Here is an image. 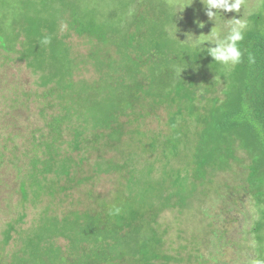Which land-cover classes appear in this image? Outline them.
Masks as SVG:
<instances>
[{
    "label": "trees",
    "instance_id": "1",
    "mask_svg": "<svg viewBox=\"0 0 264 264\" xmlns=\"http://www.w3.org/2000/svg\"><path fill=\"white\" fill-rule=\"evenodd\" d=\"M95 7L92 17L91 11L89 16L81 13L78 0H0V67L26 71L36 85L27 90L14 80L0 88V125L2 134L8 133L0 154L15 158L24 201L45 196L52 200L68 190L67 181L83 183L112 170L124 172L130 188L129 199L123 198L125 186L117 192L123 196L115 206L105 197L102 211L108 216L78 210L39 216L20 236L24 248L12 256V264H178V257L163 254L159 247L164 237L159 204L185 205L197 185L193 177L206 187L203 180L212 185L211 175L242 166L257 206L264 205V0L239 13H217L215 20L207 10L201 20L195 10L192 20L182 9L173 15L175 10L161 0H124L107 11L108 19L94 17L103 14ZM224 14L226 21L240 16L248 21L238 45L242 62L235 66L214 61L206 41L201 52L189 46L190 41L206 39L207 25L221 37L226 35L219 27ZM46 36L51 43L45 45ZM33 97L43 104L38 113L43 124L27 128L22 136L16 127L23 100ZM144 101L150 107L146 114L137 110ZM161 106L170 108V118L149 129L143 154L156 157L158 151L175 161L182 155L188 161L185 175L174 166L170 170L146 163L142 179L132 165L126 169L95 163L86 153L88 148L98 154L108 146L122 147L136 122L161 118ZM162 137L166 140L160 143ZM206 221L200 222L209 234L194 235L196 243L215 231ZM263 228L264 218L256 220L255 233ZM15 230L10 224L4 244L10 243ZM59 237L67 245H58Z\"/></svg>",
    "mask_w": 264,
    "mask_h": 264
},
{
    "label": "rangeland",
    "instance_id": "2",
    "mask_svg": "<svg viewBox=\"0 0 264 264\" xmlns=\"http://www.w3.org/2000/svg\"><path fill=\"white\" fill-rule=\"evenodd\" d=\"M123 1L78 0L81 7L80 11L83 15L89 16V11H91L93 17L92 8L95 6L100 8L103 14L99 15L98 13L94 16L97 19H108L109 12L107 11L110 10L112 12ZM161 1L166 3L168 9L179 10L178 12L182 9L184 14L187 15V20H192L190 16L194 14V10L197 19L201 20V14L207 10L202 0ZM260 3L261 0H247L245 9L256 8ZM221 19L225 22L220 23V30L227 32L226 27L232 22L226 21L228 16L225 14L221 15ZM114 20H117V18L115 17ZM195 22L196 25H201L199 21L195 20ZM204 30H207L205 32L206 38L210 31L213 33L217 32L216 28L211 29L208 25ZM79 42L81 49L86 50L82 42L80 40ZM208 44L209 46L214 45L211 42H208ZM4 66L6 68L0 67V88L4 86L5 81L12 82L14 80H19L21 85H24L27 90L36 87L34 76L26 71L25 73L15 70L11 71L8 69L10 66ZM91 75L86 74V76ZM79 77L78 75L77 78ZM1 96L0 94V99ZM23 102H25L24 110L16 127V130L22 136L25 135L27 128L38 127V125L43 124L42 118L38 116L40 107H43V104L35 102L34 97L29 100L24 99ZM0 108L2 112V103H0ZM149 109V101H144L137 110L142 112V114H146ZM157 111L161 117L159 120L149 119L145 123L139 124L142 121L140 120L136 122L137 125H132L133 133L124 138L125 142L122 143V147L116 144L113 150L111 148L108 149L109 146L105 149L101 148L102 151L98 154L88 148L85 149L86 153H90L95 163H111L115 166H125L126 169H130L132 165L133 168L136 167L137 169V177H142V179L146 175L144 172L141 173V168L146 163H154L155 167L161 169L166 167L170 170L174 166V169H181L185 175L188 161L182 155L175 161V157L159 156L160 153L158 151L154 152V154L157 153L158 157H150L148 156L150 153L147 152L143 154V144L147 143L151 138V135L147 133L149 129L157 128L163 124L161 121H166L170 118L169 107L161 106ZM7 136L8 133L5 131L2 134V126L0 125V143H3V139ZM64 136L67 137L66 133ZM18 140L20 141L21 139ZM158 140L163 143L166 138L162 137ZM65 147L68 150H72L68 144H65ZM14 162L16 161L13 156L9 154L2 156L0 154V164L2 165H0V178L4 180V183L0 184V264H12V256L20 253L24 248L20 236L23 231L30 229L35 219H38L39 216L46 214L65 216L67 212L75 210L80 211V213L98 211L104 216H108L109 214L102 211L103 200L106 196H109L111 204L115 206L117 197L123 196L122 193L118 194L117 192L123 186H128L125 183L124 172L112 170L100 174L102 181H100L101 178L85 180L83 183H77L79 180L76 178V180L67 181L68 190L59 193L52 200L49 196H45L41 201L37 202L24 201L21 188L22 177L17 174ZM23 167L27 168L28 166ZM244 170L240 166L234 171H219L210 176L213 179L212 185H209V180H203L207 185L206 187L201 186V180L193 177L192 180L197 185L194 191L188 195L185 205H182L181 202L177 205L173 203L172 205L164 206L159 204L161 208L158 214L159 231L164 234L159 247H162L163 254H167L170 257H178V264H248L254 258L262 259L264 256V228L260 232L255 233L254 227L256 220L264 218V212L259 211L264 205L261 207L257 206V200L246 186V172ZM193 171L194 169L191 167L190 172ZM120 178L124 180L121 182ZM154 178H158V174H154ZM195 190L196 193H194ZM123 191L126 193L123 198L129 199L130 188L126 187ZM148 195L149 197L151 196V194ZM148 195H146L145 199H147ZM45 208H48L49 211L44 212ZM157 211L158 208L155 209L156 213ZM145 216L150 215L146 214ZM201 220H207L206 222L213 225L215 231L212 235L207 236L205 240L203 239L196 243L194 241L195 237L193 238L194 235L201 234L200 232L202 231V234H209L208 227L203 230L204 224L200 222ZM144 221H149V218L146 217ZM10 224H14L16 230L13 232V239L6 245L3 243L4 232ZM55 242L58 245L65 246L68 241L63 237H59L55 239ZM123 261L126 260L124 259Z\"/></svg>",
    "mask_w": 264,
    "mask_h": 264
},
{
    "label": "clouds",
    "instance_id": "3",
    "mask_svg": "<svg viewBox=\"0 0 264 264\" xmlns=\"http://www.w3.org/2000/svg\"><path fill=\"white\" fill-rule=\"evenodd\" d=\"M202 3L207 9V16L214 20L217 13L222 14V11H234L239 13L241 8L247 7V0H202ZM213 9L216 11H212ZM178 11L179 10H175L173 15ZM247 28L248 21L246 19H241L240 16L239 18H235L232 23L227 26V34L223 37H221L219 32L213 33L210 31L206 39L190 41L189 46L199 49L201 52L204 51V42H211L215 46L207 47V53L213 60L225 66H235L242 62L243 52L238 45L239 42L244 39V33ZM42 43L45 45L51 43V38L47 36L44 37ZM249 62L254 63V57L251 55H249ZM250 264H264V259L254 258L250 261Z\"/></svg>",
    "mask_w": 264,
    "mask_h": 264
}]
</instances>
